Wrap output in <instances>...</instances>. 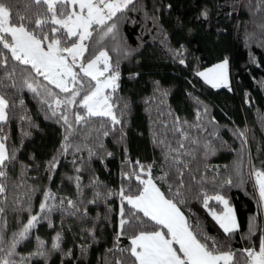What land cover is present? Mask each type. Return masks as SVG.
<instances>
[{
	"label": "trees",
	"instance_id": "trees-1",
	"mask_svg": "<svg viewBox=\"0 0 264 264\" xmlns=\"http://www.w3.org/2000/svg\"><path fill=\"white\" fill-rule=\"evenodd\" d=\"M15 3L14 12L24 14L25 0ZM113 22L116 28L108 35L106 27L94 26L85 42V60L107 51L119 71L118 88L110 98L118 124L99 116L77 124L76 114H86L78 103L67 106L65 124L59 118L65 105L58 111L52 101L68 94L32 73L37 96L20 78L27 66L9 60L7 71L16 65L18 75L15 89L0 88L9 99L0 141L14 159L6 162L0 177L5 188L0 193V247L6 252L14 234L37 215L38 222L11 257L17 264H132L130 238L159 227L142 213L141 220L123 229L120 225L121 207L125 219L134 210L122 205L119 192L129 184L132 193L138 187L134 177L126 180L122 174L139 172L143 165L145 171L151 166L153 182L175 200L189 224L226 243L224 250L230 248L241 261L240 250H258L262 235L250 172L264 171V0H135L109 24ZM224 59L231 87L212 88L197 73ZM5 75L0 68V77ZM178 168L183 171V203L174 195ZM165 174L167 179H160ZM229 179L231 185L225 183ZM201 193L229 201L237 231L223 233L203 208ZM69 200L75 207L68 206ZM41 203L49 209L41 212ZM210 206L223 210L217 201ZM57 234L60 247L52 250ZM40 241L45 257L33 255Z\"/></svg>",
	"mask_w": 264,
	"mask_h": 264
},
{
	"label": "snow or ice",
	"instance_id": "snow-or-ice-1",
	"mask_svg": "<svg viewBox=\"0 0 264 264\" xmlns=\"http://www.w3.org/2000/svg\"><path fill=\"white\" fill-rule=\"evenodd\" d=\"M25 2L28 8L24 14H21L14 12L15 0H0V68L6 71V75L0 77V88H16L15 78L18 75L16 65H12L11 71H7L9 60H12L19 65L27 66L20 70V78L23 84L37 96L40 92L31 82L32 73L43 76L60 92L68 94L64 100H55L57 107L61 104L65 105V114L59 117L65 124L69 123L67 106L77 103L86 110L85 115L76 114L77 124L88 117L97 116L107 117L114 124L120 123L113 112V105L109 102L110 96L105 91L111 89L114 92L118 88L119 71L112 67L107 51H100L93 59L85 60V54L89 50L85 41L96 30L94 26L106 27L105 35L113 33L116 24L114 22L109 24V21H113L118 13L127 10L135 0H25ZM201 15L207 18V11L202 12ZM33 17H35L34 28L31 27ZM180 63L184 61L181 60ZM227 68L228 60L225 59L206 72H198L197 75L214 88L227 87ZM4 80H12L13 83L6 85ZM44 91L49 96L53 95L51 89L45 88ZM78 96L81 97L79 101L76 100ZM8 109L9 99L4 94H0V122L8 120ZM51 110L52 115L55 116L57 114L55 108ZM183 146L181 143L180 147ZM167 158L166 156L165 159ZM10 159H14V155L10 157L5 144L0 142V177L5 176L3 168ZM173 163L178 165L182 161L174 159ZM137 164L139 165V162ZM52 167H55L54 163ZM150 168L151 166H148V170L145 171L144 166L139 165V172L122 174L126 180L134 177L138 187L136 192L132 193L133 186L129 184L127 187H122L119 192L122 205L126 203L131 210H134L130 211L129 218L125 219L123 218L125 209L121 207V228L132 221L141 220L139 213L159 226L151 231L141 230L130 238L131 247L127 251L134 258L132 264H264V235L259 239L258 250L252 247L240 250L239 255L242 259L237 261L236 252L230 248L224 250L227 247L226 243L203 234L202 230L197 231L189 224L175 200L166 198L153 182ZM177 174L180 183L174 195L183 203L184 199L180 191L184 187L183 171L178 168ZM144 175L148 178L144 179ZM253 176L258 186L261 204L264 205V171L254 169ZM160 179H167V174ZM193 179L195 180V177ZM225 183L231 185L232 181L229 179ZM169 187L171 191V185ZM4 191L3 185H0V193ZM200 195L203 197V208L225 235H231L238 230L239 225L234 210L229 206L227 199L220 194L209 196L207 193H201ZM49 198L50 194L45 193V200ZM210 201L222 204L223 211L218 212L212 208ZM68 206L75 207L71 200L68 201ZM48 209L46 203L40 204L41 212ZM0 212H3V208H0ZM37 222L38 216L32 215L22 229L14 234L7 251L0 247V253H5L0 256V264H17L11 259L15 255L16 246L27 238L30 229ZM160 228L167 231L164 232ZM55 240L57 242L52 244V250H58L60 247L59 234ZM33 255L40 257L47 255L42 241L39 242V247ZM117 264H125V262L118 260Z\"/></svg>",
	"mask_w": 264,
	"mask_h": 264
},
{
	"label": "rangeland",
	"instance_id": "rangeland-1",
	"mask_svg": "<svg viewBox=\"0 0 264 264\" xmlns=\"http://www.w3.org/2000/svg\"><path fill=\"white\" fill-rule=\"evenodd\" d=\"M87 41V40H86ZM85 41V42H86ZM225 60V59H224ZM224 60H222V61H220V62H218V63H216V64H219V63H221V62H223ZM228 60V59H227ZM216 64H214V65H212V66H210V67H207V68H205V69H203V70H201L200 72H206L209 68H212V67H214ZM75 70V69H74ZM204 82H205V80L202 78V77H200ZM227 78H228V86L227 87H224V86H221V87H224V88H230L231 87V73H230V65H229V61H228V68H227ZM117 83H118V81H117ZM206 83V82H205ZM206 84H208L209 86H211L212 87V85L211 84H209V83H206ZM221 87H218V88H221ZM212 88H214V87H212ZM108 94H109V96H110V98H111V92H112V90L111 89H106L105 90ZM65 99V98H64ZM64 99H60V100H64ZM56 100V99H55ZM55 100H53L52 101V104H53V106L59 111L60 109H61V106H63V104H61L59 107H57L56 105H55ZM111 104H112V102H111V99H110V101H109ZM70 106H72V105H70ZM69 107V106H68ZM250 174H251V179H252V182H253V186H254V188H255V192H256V195H257V199H258V203H259V207H260V212H261V223H262V225H263V235H264V205H262L261 204V201H260V196H259V191H258V186H257V184H256V181H255V177L253 176V169L251 170V172H250ZM225 198V197H224ZM230 206V205H229ZM231 207V206H230ZM232 208V207H231ZM253 229H254V225L252 226V228H251V231L253 232Z\"/></svg>",
	"mask_w": 264,
	"mask_h": 264
},
{
	"label": "crops",
	"instance_id": "crops-1",
	"mask_svg": "<svg viewBox=\"0 0 264 264\" xmlns=\"http://www.w3.org/2000/svg\"><path fill=\"white\" fill-rule=\"evenodd\" d=\"M1 142V141H0ZM256 193V192H255ZM256 197H257V195H256ZM258 200V199H257ZM259 204V203H258ZM223 206V205H222ZM223 209H224V206H223ZM259 209H260V207H259ZM223 211V210H222ZM260 214H261V212H260ZM262 219V218H261ZM165 231H167L166 229H165ZM262 235H263V225H262Z\"/></svg>",
	"mask_w": 264,
	"mask_h": 264
}]
</instances>
